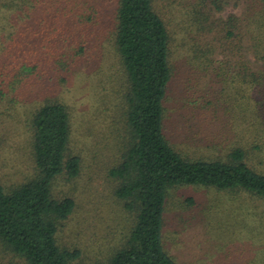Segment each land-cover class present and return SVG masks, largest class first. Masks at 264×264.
<instances>
[{
  "label": "rangeland",
  "instance_id": "obj_1",
  "mask_svg": "<svg viewBox=\"0 0 264 264\" xmlns=\"http://www.w3.org/2000/svg\"><path fill=\"white\" fill-rule=\"evenodd\" d=\"M8 1L0 0V181L10 186L29 172L32 114L51 101L63 105L70 117L68 155L79 157L81 167L75 179L60 175L53 181L55 198L75 201L57 240L81 252L76 264H106L131 226L125 201L115 195L118 184L109 175L126 145L124 110L116 108L121 77L114 43L116 0H15L12 9ZM194 2L154 0L171 34L173 79L164 131L186 156L208 159L221 150L225 158L243 128L248 140L255 137L252 130L256 135L261 131V138L260 108H233L219 90L215 97L206 87L213 78L209 72L191 74L189 51L194 44L219 49L212 69L221 68L215 63L226 64L230 50L239 48L234 61L256 70L261 62L247 36H239L248 15L246 0H225L224 9L211 12L208 22L198 16L201 27L210 29L200 37L190 31L186 14L199 8ZM230 16L241 19L235 38L225 34ZM218 19L223 23H216ZM254 145L247 162L264 173V144ZM162 238L164 249L179 264H264V197L240 188L170 189ZM22 262L0 242V264Z\"/></svg>",
  "mask_w": 264,
  "mask_h": 264
},
{
  "label": "trees",
  "instance_id": "obj_2",
  "mask_svg": "<svg viewBox=\"0 0 264 264\" xmlns=\"http://www.w3.org/2000/svg\"><path fill=\"white\" fill-rule=\"evenodd\" d=\"M194 1V6L199 8L193 13L186 12L191 19L189 29L196 36H206L210 29L201 27L198 16H204L208 22L211 12H221L227 2ZM246 2L248 15L242 19L245 23L241 24V34H238L250 41L253 54L261 62L257 70L232 59L240 55V48L230 50L227 57L230 59L224 60L226 64L215 63L221 68L212 69L213 57L219 49L200 44H194L189 51V67L192 75L209 72L213 78L206 87L209 86L215 97L219 90L220 97L232 102L233 108H260L258 131L264 132V115L261 116L264 0ZM115 3L114 43L121 64L116 108L124 110L126 145L109 175L118 184L115 195L125 201L131 226L106 264H179L164 249L162 238L170 189L180 186L220 191L240 188L264 197V173L247 162L254 144H264V133L259 138L261 131L256 135L252 130L255 137L248 140L243 128L241 139L227 152L226 159L221 150L207 159L186 156L174 148L164 131L165 100L173 79L167 22L156 9L154 0H116ZM7 5L12 9L16 2L9 0ZM236 21L239 23L234 24ZM215 22L223 23L221 19ZM226 22L229 28L225 34L237 37L241 19L230 16ZM220 49L226 53L224 45ZM203 92V98L207 97L205 87ZM32 116L33 160L29 172L23 181L16 180L10 186L0 181V242L23 261L20 264H76L81 252L64 248L57 240L59 228L74 212L75 201L69 197L57 199L52 190L56 177L66 175L67 179H75L80 172V158L68 155L69 113L63 105L51 101L38 107Z\"/></svg>",
  "mask_w": 264,
  "mask_h": 264
}]
</instances>
